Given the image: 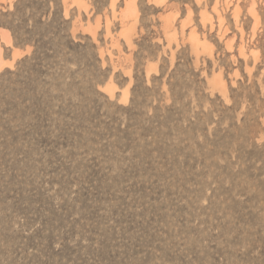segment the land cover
Here are the masks:
<instances>
[{"label":"rangeland","instance_id":"rangeland-1","mask_svg":"<svg viewBox=\"0 0 264 264\" xmlns=\"http://www.w3.org/2000/svg\"><path fill=\"white\" fill-rule=\"evenodd\" d=\"M129 1L0 0V264H264V0Z\"/></svg>","mask_w":264,"mask_h":264},{"label":"bare ground","instance_id":"bare-ground-1","mask_svg":"<svg viewBox=\"0 0 264 264\" xmlns=\"http://www.w3.org/2000/svg\"><path fill=\"white\" fill-rule=\"evenodd\" d=\"M135 5H134V1L133 0H130L129 1V3L127 4V6H126V13H125V16L126 17H134L135 16ZM125 31H127V30H125ZM126 32H124V34H125ZM128 36V35H127ZM126 36V34H125V37H127ZM2 38L6 41V42H8L9 40H10V38L8 37V35H7V33H5L4 35H2ZM192 41L195 43V45L197 44L198 45V43H197V39H196V36H195V34L193 33L192 34ZM1 48V47H0ZM243 51V50H242ZM4 66V63H3V60H2V58H1V49H0V69L2 68ZM223 81L219 78V81H215V84L216 85H221V83H222ZM224 83V82H223ZM109 87V86H108ZM221 87V86H220ZM223 89H224V87H222ZM110 94L112 95V92H110ZM124 96H126V95H124Z\"/></svg>","mask_w":264,"mask_h":264}]
</instances>
